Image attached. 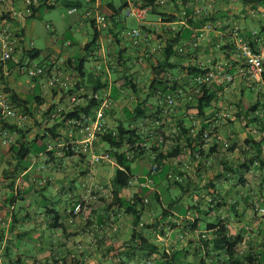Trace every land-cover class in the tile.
Listing matches in <instances>:
<instances>
[{
	"label": "crops",
	"instance_id": "obj_1",
	"mask_svg": "<svg viewBox=\"0 0 264 264\" xmlns=\"http://www.w3.org/2000/svg\"><path fill=\"white\" fill-rule=\"evenodd\" d=\"M81 1L84 3L83 0ZM131 1L133 0H104L103 7H99L101 12L115 16L110 18L109 27L101 33L97 53L90 52L96 56L94 65L90 70L85 65L84 75L72 70L68 63L69 60L74 61L77 58L76 50L82 47L84 49L91 40L79 43L83 44L82 46L74 40H69L67 44L70 47L75 46L71 50L67 49L68 46L59 48L54 45L52 51L45 56V60L48 61L46 66L56 65L71 76V89L74 91V95L80 97L96 94L102 102L104 99L107 100L105 118L107 125L111 128H116L121 123L127 126L136 124L145 131L149 129V124L152 125L149 118H137L134 108L139 102L147 99L149 87L154 78L152 66L159 61L165 62L164 49L167 41L173 37L180 35L175 49L181 53L172 54L171 61L175 67L169 72L170 75L174 74L178 78H184L183 81L187 80L184 75L188 65L204 64L222 68L226 64L227 58L218 48L223 42L229 41L234 35L236 36V30L262 31L259 42L264 43V4L254 9L250 4L244 5L241 0H195V7L207 2L213 3L215 7L214 18L210 19L203 28H197L189 25L188 20L183 17L185 11L183 0H169L165 6L159 7L156 11H148L142 16L132 15L138 21L137 26L133 28L140 27L146 38L136 45L128 37L132 44L129 46L121 39V36L124 35L123 31L119 29V23L125 21L119 16L120 11L126 10V6ZM111 2L116 7H112ZM91 8L93 7H88L84 3L77 12H70L69 9V13L76 14L82 10V14L78 15V21L84 25L88 20L85 17L86 12ZM159 13L176 16L177 20L163 21ZM29 20L31 19L27 21ZM185 28L192 30H190L191 38L196 34L199 36V47H192L190 36L188 38L185 36ZM40 51L41 56L42 50L40 49ZM118 53H122L124 57L121 61L118 59ZM34 61L35 59H32L33 63ZM234 74L235 81L233 83L226 84L217 80V85L225 90L228 88L241 89L246 86L247 79L237 72ZM128 75H131V79L138 86L137 94L128 89L129 82L126 80ZM87 78L90 79L88 82H86ZM1 80L11 92H16L21 98L30 101L28 106L33 115L22 112L21 125L18 124V121V123L11 122V124L27 130L29 141H33L37 135L42 136L45 127L52 126L54 119L50 120V114L55 109L63 107L68 110L70 106L69 96L66 92L51 88L46 78H29L23 82L15 62L8 64V71L1 74ZM97 85L100 86V89L95 92ZM36 95L40 96L41 104L34 99ZM80 100L81 104L88 103L85 98ZM158 101L156 96L148 98L144 106L145 110H149L151 107L150 113L158 115L157 111L160 109ZM219 103L216 104L217 107ZM216 106L208 109L206 117L193 120V124L198 126L213 124L215 122L214 114L217 111ZM183 113L178 110L173 122L178 119L184 120ZM157 115L154 116L157 118ZM232 118L235 119L234 116ZM168 121L172 120L168 119ZM219 126L221 128L223 125ZM241 136L240 140L236 138L238 135H235V137H230V141H227L228 137L225 138L219 132L215 140L205 143L203 146L205 153L200 160H192L190 153L184 151L181 156L169 164L174 171L185 172V177L189 175L193 180V188L197 191L193 203L188 205V212L184 218L196 220L203 218L202 213L207 217L206 206L214 207L220 203L221 207L216 210L217 216L227 221L228 234L231 239L239 240L236 245L237 261H240V264H250L251 260L254 264H264V213L260 211V208L264 206V143L261 151L248 143L250 137L258 141L263 136ZM76 137L82 138L83 135L78 132ZM18 139L20 138L17 135L15 142ZM45 141L47 144L57 146L52 139L46 138ZM94 142L98 153L107 150L105 143L101 142L98 137ZM38 145L41 144L38 143ZM214 146H216L215 149ZM53 155L54 158L50 159L46 150L32 153L27 159L20 161L11 146L3 145L0 140V264H11L19 258L24 261L23 255L12 254L11 243L25 236L29 231H34L39 235L36 230L37 224L30 226L27 230H19L17 226L24 217L30 219L29 207L33 204V195L43 193L42 191L49 192L50 197L59 205V209L52 203L53 206H46L39 209V212H34L36 216L40 214L41 219L47 220L46 223L41 221L40 226L41 229L47 228L48 232L39 236L36 243V249H41V252L38 250V253H42L47 264H146V261L149 260V243L145 246L139 245L140 237L134 238L133 232L129 238H124L129 235L130 228H133V216L126 215L115 207L111 213H108L106 206L111 202L110 198L105 204L94 209L82 212L74 211L78 200L88 192L89 188L96 184L108 188L107 186L116 171V160L111 159L96 164L89 156L81 160L77 157L65 156L63 153L58 154L57 151ZM40 162H45L46 166L40 167L38 165ZM78 163L80 164L78 165L79 170L76 169ZM146 163V159L137 163L138 167L135 171L136 173L137 171L141 172L135 176L132 186L122 193V197L130 199L138 191L141 178L147 174ZM45 168L49 170V175L41 179L39 172ZM77 172L80 177L79 187L74 185L78 179L75 175ZM67 185H70V193L66 188ZM145 185L149 186V180ZM49 186H53L54 191H50ZM43 195L44 198H47L46 194ZM164 205L168 206L165 203ZM55 211L61 215L58 227L55 224L57 218ZM70 212L73 213L69 214ZM153 212V207L149 209V205H147L137 231L147 239L156 234L161 240V248L158 251L164 254L165 251L162 250V246H164L170 254V256H164L155 252V259H158L154 261V264H233L225 255L221 256L222 260L215 259L216 255L210 256L206 245L198 237V230L186 233L185 239L182 237L184 230L181 227L172 225L174 228L171 231L166 228L163 234L156 228H147L151 218H156L155 222H157L161 217V215L155 217ZM153 215L154 217H152ZM178 217L181 216H177L173 208L168 217L161 220V224H168L169 221ZM15 222L17 223L15 224ZM52 229H56V231H52ZM187 239L188 241H186ZM155 245L159 246V243ZM176 251H180V255L178 260L173 262L171 256ZM219 254H223V252L220 251ZM209 257H214V259ZM26 259L25 264L34 262L42 264L39 259L30 255Z\"/></svg>",
	"mask_w": 264,
	"mask_h": 264
},
{
	"label": "trees",
	"instance_id": "obj_2",
	"mask_svg": "<svg viewBox=\"0 0 264 264\" xmlns=\"http://www.w3.org/2000/svg\"><path fill=\"white\" fill-rule=\"evenodd\" d=\"M84 3L89 7V4L86 0H83ZM104 1V0H103ZM147 4L153 5L150 11H156L159 7H155L154 4L156 0H144ZM244 5L250 4L254 9H257L259 5L264 4V0H241ZM84 3L81 0H75L68 2V6L71 8L83 7ZM112 7L114 3H110ZM208 2L199 7H207ZM212 7H214L213 3ZM183 5L185 7V14L183 12V17L188 20V24L195 26L197 28H203L206 23L214 18L215 9L204 12V14L196 15L195 13V0H183ZM123 6V5H122ZM120 6V7H122ZM57 6L48 7L47 9H54ZM103 7V6H101ZM77 8V10H78ZM41 8L35 10V13L30 18H36ZM224 12V11H223ZM109 19L114 18V14L105 13ZM163 21H175L177 20L176 16L169 15L167 13H159ZM88 19L92 27L94 28L93 38L89 43H87L84 49L87 52H92L94 47L98 45V41L100 39L101 33L103 30L98 29L95 26L94 19L85 16ZM107 29V28H106ZM186 30V31H185ZM185 36L186 38H191V31L185 28ZM258 32L254 34L253 31H240L236 30V36L234 35L232 39L229 41L223 42V44L218 48V50L227 58L226 64L222 67L226 72L233 73L238 71V66L241 63V59L238 57V41L239 39H245L250 42V44L256 49L262 44L259 42L262 31L257 30ZM160 36H162L160 34ZM179 36L173 37L172 39L167 41V45L164 49L165 54V62L159 61L158 63H154L152 66L154 72V78L149 87V93L147 95V99L139 102L134 108V113L137 118H149L152 121V125L149 124V129L143 131L139 125H125L123 123L119 124L116 128H111L107 125V129L105 131L98 132V138L101 142L107 143L110 148L107 149L106 153L109 154L111 159H115L117 162V167L114 176L110 180V184L108 189L105 188L110 195H102L99 197L98 201L94 202L91 205L90 209H94L99 207L110 198L111 202L106 206V211L111 213L114 210V207L118 210H122L126 215L133 216L132 226L133 237H140L141 246H145L149 243V255H152L154 252H157L159 248L156 245H152L150 242V237L147 239L144 235L140 234L138 230V226L142 221V216L144 210L147 205H149V209L152 208L153 203H156L159 207H161V217L157 222H150L147 225V228L153 229L156 228L162 234L167 230L171 231L174 227H181L186 232H183V238H185V233L189 234L195 232L199 229V220L196 219L194 221L188 220V218L178 217L172 221L167 223H162L161 220H164L168 217V215L172 212V209L175 205L182 199L187 193H190V188H193V180L189 175L185 177V172L174 171L172 167H170L169 162L174 161V159L178 158L183 154L184 151L190 153V157L192 160H200L204 155L205 150L203 146L207 143V139L204 138L203 134L205 131H209L211 135V140H215L219 135V125H223L218 123L219 127H214L213 124H204L202 126H198L197 124H193V120L198 118L206 117L208 109L216 106L217 103L224 97V88L217 85L216 79L210 83H199L198 78L200 76H204L210 71L217 72L219 68H215L212 66L204 65V64H195L188 65L185 68V77H187L186 81H183L184 78L176 77V75L171 74L169 70L173 69L175 65L172 63V54L179 53L178 49H175V44L179 41ZM185 38V37H183ZM190 44L192 47H199V42L197 45L194 44L193 38L190 39ZM189 45V43H187ZM191 47V46H190ZM24 56H29L31 59H36L40 57V49L37 48H29L28 46L24 49ZM181 53V52H180ZM184 51L182 52V54ZM122 53H118V59L121 61L123 59ZM119 61V63H120ZM87 62L86 56L77 57L74 61L69 60V67L72 70H75L80 75H84L85 65ZM42 65V64H40ZM45 67H50L52 65H44ZM234 72H233V71ZM1 71V70H0ZM169 72V73H168ZM166 73V75H165ZM235 75V74H234ZM126 80L129 82L128 89L131 90L132 93H138V86L131 79V75L126 77ZM126 81V82H127ZM264 83V76L262 81ZM233 83V82H232ZM230 84V83H229ZM100 86H96L95 92H98ZM179 89L183 90L182 95H179L177 98V105L173 108L172 112L166 113L164 111V99L165 95L171 92L178 91ZM9 92L10 89L7 88ZM198 90V92H196ZM64 91V90H63ZM222 91V94L220 92ZM67 95L73 94V90L65 91ZM263 94V93H262ZM96 95V94H95ZM12 100L14 104L20 108L21 112L29 113L33 115L31 108L28 106L30 101L24 98H21L19 94L16 92H11ZM157 97L159 100L160 109H158L157 118L150 113L151 107L149 110H145V104L148 101V98ZM79 97V96H78ZM85 98L88 100V103L84 105L83 103L78 104L72 110H64L61 112L60 116L54 119L52 126H48L44 128V133L42 136L37 135L33 141H29L27 139V130L23 128H19L17 125L2 122L3 126L11 129L15 132L16 137L19 136L16 142H13L10 146L13 152H15L16 156L20 161L27 159L32 153H39L41 151L47 150V155L50 159L54 158V153L57 151L58 154L63 153V155L68 157H77L78 159H83L89 155L84 154L82 152H77L70 147H55L50 149V144H47L45 141L46 138L52 139L56 144L62 142V140H68L67 132L70 126L68 125L69 119H80L83 113L93 114L94 111L101 105L100 97L96 96H80L79 99ZM36 101L40 104L42 100L39 95L34 97ZM217 108V106H216ZM245 116L248 122L260 121V125L262 126V130H264V97L258 100L255 104L249 105L246 107ZM52 110V109H51ZM56 110V109H55ZM54 110V111H55ZM179 111L184 112L183 119H178V121L173 122V118L176 113ZM190 110H195L193 114L189 113ZM219 110V109H217ZM51 112V111H49ZM242 112V110H241ZM160 113L161 116H160ZM252 114V115H251ZM164 115V116H163ZM154 116V117H153ZM238 117L241 114L237 115ZM176 117V116H175ZM172 120V121H168ZM187 119L190 120V125L187 124ZM155 120V121H154ZM64 130V132H63ZM197 130L196 133L194 131ZM76 136V134H75ZM15 137V139H16ZM41 144V145H38ZM248 143L255 149L261 151L264 143V136L256 141L252 137L248 140ZM217 146V144H216ZM216 146L213 148L215 149ZM235 147V146H234ZM96 148V147H95ZM96 150V149H95ZM97 152V151H96ZM90 157V156H89ZM49 159V160H50ZM147 160V174L141 178V184L139 185L138 191L132 196V198L127 199L122 197V193L132 186V181L135 176L141 171H137L138 167L137 163L140 160ZM160 173H165L167 180L169 181V187L178 186L181 188V196L180 198L172 199L168 206L164 205L162 200V193L157 190V186L163 179V177L159 178L158 175ZM149 180V186H146V182ZM154 185V186H152ZM194 191H196L193 188ZM81 199V198H80ZM79 199V200H80ZM78 200V202H79ZM77 202V203H78ZM149 202V203H148ZM77 205V204H76ZM76 207V206H75ZM221 207V204H217L214 207L209 205L206 206L207 210V221H206V229L205 232L201 233V237H199L200 241H202L206 247L208 254L210 256H215V259L222 260L221 256L225 255L229 257V261L233 264H240V261H237L236 255V245L239 240H232L229 236V227L228 223L225 219L217 216L216 210ZM264 207V206H263ZM89 210V209H88ZM87 211L84 208L81 211ZM93 211V210H92ZM57 214V218L55 220V224L58 227L60 214L55 211ZM70 212L69 214H72ZM187 223V224H186ZM174 225V227L172 226ZM192 228V232L189 230ZM152 248V249H151ZM223 252V254H219V252ZM159 252V251H158ZM180 255V251H176L171 256V261L178 260ZM164 256H170L169 253L164 252ZM218 256V257H217ZM22 258V256H20ZM224 257V256H222ZM210 259H214V257H209ZM204 260V259H203ZM150 261V260H148ZM225 261V260H224ZM223 261V262H224ZM22 259L12 262L11 264H25L22 263ZM152 262V261H151ZM252 263V260L250 261ZM33 264H37L34 262ZM72 264V263H71ZM147 264V261H146ZM152 264H154L152 262ZM175 264V263H171Z\"/></svg>",
	"mask_w": 264,
	"mask_h": 264
},
{
	"label": "built area",
	"instance_id": "obj_3",
	"mask_svg": "<svg viewBox=\"0 0 264 264\" xmlns=\"http://www.w3.org/2000/svg\"><path fill=\"white\" fill-rule=\"evenodd\" d=\"M61 0H0V140L3 145L9 146L15 142L16 134L11 129L3 126V121L6 123L17 122L21 125L23 114L18 108L11 96V92L7 90L6 85L1 80V74L8 71V64L10 62L16 63L17 71L20 74H27L30 79L46 78L48 85L53 89L68 91L71 90V76L64 70L56 65L45 67L40 64L32 62L29 56H24L25 47V22L30 19L35 10L39 8H48L57 6ZM89 7H93L86 12V16L94 19L95 26L100 29L109 27V19L107 15L100 11L99 7L102 6L103 0H86ZM169 0H156L155 7L165 6ZM126 13L128 15L142 16L153 7L144 0H133L126 6ZM212 4H207V7H195L196 15L204 14L205 10H212ZM70 12H77V8L73 7ZM186 12L184 11V14ZM256 34L258 31H253ZM126 35L133 41L134 44H139L141 40L146 38V35L140 27L132 28L126 32ZM193 42L195 45L199 42V36L194 35ZM32 47V46H31ZM29 47V48H31ZM238 57L241 63L238 66L237 73L243 76L248 81H262L264 76V43L259 48L253 47L249 41L239 39L238 41ZM221 80L223 83L229 84L235 81L233 73L226 72L223 68L217 72L210 71L204 76L198 78L199 83H210L212 81ZM198 92V90H196ZM183 90L171 92L165 95L164 111L166 113L172 112L173 108L177 105V98L182 95ZM222 94V91L220 92ZM225 95V93H224ZM70 106L68 110L74 109L81 100L77 95L69 94ZM98 97L97 95H93ZM92 97V96H91ZM108 106L107 100H103L102 104L94 111L93 114L83 113L80 119H69L68 125L70 128L67 132L68 140H62L57 146L50 145V149L55 147H70L77 152H82L90 156L92 162L99 164L103 161H110L111 158L108 153H98L95 150V140L98 137L99 131L107 129V121L105 118V110ZM65 108L61 107L51 113L50 120L60 116ZM231 118V113L227 110H217L214 114L213 128L221 124L227 123ZM83 135L82 138L75 136L77 133ZM197 130L194 131L196 133ZM207 141H211L209 131L203 134ZM218 137V134L215 135ZM102 195H110V193L96 184L94 187L88 189L77 203L75 210L81 211L90 210L91 205L98 201ZM264 213V207L260 208ZM147 264H152L147 261Z\"/></svg>",
	"mask_w": 264,
	"mask_h": 264
},
{
	"label": "rangeland",
	"instance_id": "obj_4",
	"mask_svg": "<svg viewBox=\"0 0 264 264\" xmlns=\"http://www.w3.org/2000/svg\"><path fill=\"white\" fill-rule=\"evenodd\" d=\"M68 2H69L68 0H61V2L54 9L42 8L38 13V15L36 16V18H33L25 22V26H26L25 46L37 47L42 50V55L36 58L34 63L42 64L43 66L47 65L48 61L45 60V56L52 51L51 49H53L54 45L59 48L63 46H68L67 49L71 50L75 48V46L70 47L67 44L69 40L70 41L74 40L79 44V43H84L85 40L90 41L93 38L94 28L92 27L91 22L87 20V23L82 25L78 21V15L82 14V10H80L76 14H70L69 13L70 7L68 6ZM213 9H215V7H213ZM119 18L125 21L124 23H119V29L123 31V35H124L121 36V39L125 44L132 46L131 41L128 39V36L126 35V32L132 29L134 26H137L138 21L134 16L128 15L126 13V10L124 9L120 11ZM79 45L82 46L83 44H79ZM98 47L99 45H97L93 49L95 53H97ZM116 47L118 46L116 45ZM75 54L77 57L86 56L87 57L86 67L89 70L92 68L96 56H94L90 52H87L85 49H83V47L78 48ZM20 77L22 78L23 82L29 79V76L27 74H20ZM89 80L90 79L87 78L86 82H88ZM224 93L225 95L219 101L220 103L217 109L227 110L231 113V118L227 120V123L224 124L225 126H222L221 128L219 127L221 134L225 138L228 137L227 141H230L231 139L230 137H235V135L236 136L238 135V137L236 138H238L239 140L242 137L241 135H243V137H248L249 135H252L254 137L264 136V130H262L261 128L262 126L260 125V121L248 122L245 117V111H246L245 109H247L246 107L255 104L258 100L264 97V83L247 80V84L243 88L241 89L228 88L227 90L224 89ZM193 112H195V110H191V114H193ZM239 114H241V116L238 117L237 115ZM233 116L235 117V119L232 118ZM190 123H191L190 120L187 119V124L190 125ZM105 146L107 149L110 148V146L107 143H105ZM41 158L43 159L44 157ZM38 165L40 167L42 165L46 166V163L40 162ZM78 165L80 164L79 163L77 164L76 166L77 170H79ZM39 174L41 176L40 178L42 179L43 177H47L49 175V170L47 168L42 169L39 172ZM75 175L76 178L78 177V179L75 182V184L74 183L72 184L79 187L80 186V181H79L80 177L78 176L79 173L77 172L75 173ZM158 176L159 178L163 177V179L156 188L162 193L163 202L165 204H169V202L172 199L176 197L180 198L182 193L181 188L178 186L169 187L170 183L167 180L165 173H160V175ZM69 187L70 185H67L66 187L68 193H70ZM48 189L50 191H54L53 186L51 187L49 186ZM190 190L191 192L187 193L182 199L180 198V201L174 207V211L177 214V216H181L182 218L186 216L188 212L187 211L188 205L193 203L197 192L194 191L193 188H190ZM42 192L43 193H38L33 195L34 196L32 200L33 204L31 207H29L30 219L28 220V217L26 218L24 217L23 220H21L20 224L17 226L19 230H27L29 229L30 226H35L37 224L36 230L39 233V235L35 234L34 231H29L25 236L20 237L19 239L13 241L10 245L12 254L16 255L17 253H19L23 255L24 262L27 260L26 257L30 255L33 256V258L39 259V261L42 264H47L46 263L47 260L42 256V253H38V250L40 251L41 249L38 248L36 249V243L40 238L39 236H43L48 232L47 228L45 227L41 229L40 226L41 221L46 223L47 220L43 218L41 219L40 214L36 216L34 212H39V209H42L46 206H53L52 203H54V206L59 209V205L56 204L54 200L50 197L49 192H45V191ZM43 194H46L47 198H44ZM25 202L28 203V201ZM151 207H153V211H154L153 214H155V217L156 215H161V209H160L161 207H159L156 203H153V206ZM202 215L203 218L198 219L199 220L198 224L200 226L197 231L198 237H201V233L205 232L206 229V221L208 217H205L204 213H202ZM152 217H154V215ZM155 219L156 218H151V220H149V223L152 221L155 222ZM194 220L191 219V221ZM16 223L17 222H15V224ZM191 229L192 228L190 227L189 230L192 232ZM52 231H56V229H52ZM132 232H133V228L131 227L129 235L124 238H129ZM149 237L151 239L150 243L152 245L159 243V246L157 245L156 246L160 249L161 248L160 238L156 234L154 236L151 235ZM186 241H188V239ZM46 242L48 243V240ZM163 249L165 253H168L164 246H162V250ZM156 253L163 254L162 252H158V251ZM154 255L155 252L152 255H149V260L152 261L153 263L158 259V258L155 259Z\"/></svg>",
	"mask_w": 264,
	"mask_h": 264
}]
</instances>
